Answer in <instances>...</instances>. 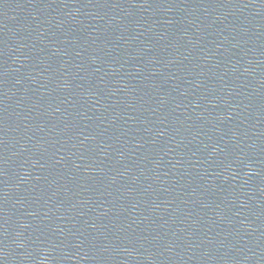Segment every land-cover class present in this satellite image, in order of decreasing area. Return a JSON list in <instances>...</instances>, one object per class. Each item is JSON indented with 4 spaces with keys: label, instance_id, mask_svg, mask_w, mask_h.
<instances>
[{
    "label": "water",
    "instance_id": "water-1",
    "mask_svg": "<svg viewBox=\"0 0 264 264\" xmlns=\"http://www.w3.org/2000/svg\"><path fill=\"white\" fill-rule=\"evenodd\" d=\"M0 264H264V0H0Z\"/></svg>",
    "mask_w": 264,
    "mask_h": 264
}]
</instances>
